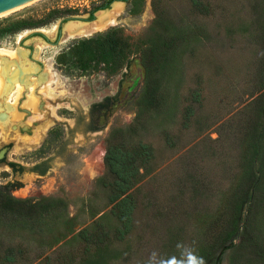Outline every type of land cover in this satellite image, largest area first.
<instances>
[{
    "label": "rangeland",
    "instance_id": "rangeland-1",
    "mask_svg": "<svg viewBox=\"0 0 264 264\" xmlns=\"http://www.w3.org/2000/svg\"><path fill=\"white\" fill-rule=\"evenodd\" d=\"M91 1L26 0L0 20L55 7L85 19ZM120 1L116 20L99 30L94 15L85 33L70 36L58 32V17L0 38V47L20 51L12 72L4 68L5 82L23 81L13 108L0 96V194L30 204L22 215L0 212V264H82L79 230L96 221L114 228L102 162L111 130L147 143L151 156L129 189L132 227L107 264H163L173 249L188 259L214 234L209 224L248 172L264 197V129L252 131L264 90V0H205L209 13L193 11L189 0H133L131 9ZM111 25L127 42L115 71L57 68L55 55L71 39ZM161 41L166 52L148 63L147 48ZM250 216L264 232L260 205ZM243 235L240 228L233 242ZM239 252L216 249L205 264L216 255L219 264H236Z\"/></svg>",
    "mask_w": 264,
    "mask_h": 264
},
{
    "label": "trees",
    "instance_id": "trees-1",
    "mask_svg": "<svg viewBox=\"0 0 264 264\" xmlns=\"http://www.w3.org/2000/svg\"><path fill=\"white\" fill-rule=\"evenodd\" d=\"M111 0H93L85 19H91L93 12L98 8L108 5ZM127 0L128 9H131V2ZM193 11L209 13L210 4L205 0H189ZM74 8H50L43 16L32 18L13 17L0 20V38L5 34L23 28H31L44 25L51 20L61 17L63 20L67 14L75 13ZM127 42L123 39L119 27L111 25L107 28L96 31L89 36H78L71 39L56 55L55 63L57 68L67 72L70 70H86L100 67L107 72L115 71L122 65L127 55ZM167 41L151 45L147 48L149 53L148 63H157L160 56L166 52ZM264 50V34L262 38ZM99 63H102L98 66ZM264 72V68H263ZM264 78V75H263ZM151 102L153 101L152 98ZM254 123L252 131L256 132L260 125L264 129V90L259 92L254 100ZM263 119V121H261ZM52 133V129L48 134ZM120 130H111L106 136L102 162L105 178L103 183L108 188V200L111 202L110 213L116 218L117 224L112 230L107 229L100 221L95 222L93 229L81 228L79 237L83 243L82 264H107L118 256V250L114 242L124 239L132 227V210L134 197L129 189L136 181L138 168L146 165L151 156V148L145 142H128L122 137ZM255 173L248 172L244 182L237 184L226 197L223 203V216L214 218L209 224L215 231L213 235H205L203 242L192 256H183L180 251L173 249L164 257L163 264H205L207 258L214 250L235 245L240 249L236 264H264V232L258 229L250 216L252 206L260 205L264 217V197L259 199L256 196L257 182L259 177ZM16 198L0 194V212L12 215H22L23 211L28 212L30 204L24 208ZM245 209L240 219L242 209ZM264 220V218L262 219ZM240 228H243V237L237 243L233 242ZM179 236H173L170 240L179 243ZM220 253V252H219ZM239 255V256H238ZM214 264H219V255L213 259Z\"/></svg>",
    "mask_w": 264,
    "mask_h": 264
},
{
    "label": "bare ground",
    "instance_id": "bare-ground-1",
    "mask_svg": "<svg viewBox=\"0 0 264 264\" xmlns=\"http://www.w3.org/2000/svg\"><path fill=\"white\" fill-rule=\"evenodd\" d=\"M113 2H112L113 4L111 3L110 5L111 8L108 7V8L98 9L95 11V12L98 11V13L97 15L95 14L96 20L94 21V29L96 30L102 29L116 20L117 15L122 8L123 2L120 0H114ZM22 3L23 2L17 5H14L12 7L3 9L0 11V14L7 12L13 8H16L17 6H20V4ZM53 26L55 27V24ZM87 27H88V21L78 20V19H68L67 21L63 23V32L64 34L68 33L70 36H74V35L85 33L87 30ZM39 29H42V28H39ZM19 57H20V51L18 49H7L4 47H0V96L3 97L5 104L11 108L14 107V104L16 103L17 98L21 95V92H22L21 84L22 83L20 84L17 81L20 78L16 79L17 77H13L12 80H10V78L8 77L9 79L7 83L9 82V84H7L5 82L4 68L6 66H9L7 67V69L9 68V72H12L13 70L12 67L14 63L17 64L16 59H18ZM21 82L23 81L21 80ZM49 85L50 84L47 83L46 87L48 88ZM30 92H32V86L28 88L27 95L30 96ZM3 117L5 118V112H4Z\"/></svg>",
    "mask_w": 264,
    "mask_h": 264
},
{
    "label": "water",
    "instance_id": "water-1",
    "mask_svg": "<svg viewBox=\"0 0 264 264\" xmlns=\"http://www.w3.org/2000/svg\"><path fill=\"white\" fill-rule=\"evenodd\" d=\"M24 1H26V0H0V11L3 10V9H6V8L12 7L14 5H17V4H19L21 2H24ZM113 1L114 0H111L108 3V6L111 5V3ZM103 8H108V7L106 6V7H103ZM103 8H98V9H103ZM98 9H96V10H98ZM95 11L93 12V17L92 18H95L94 17ZM76 17H81V16L72 14V15L66 16L63 20H61V18L58 19V21H57V27H58L57 30H58V32H61V31L63 32V23L65 21H67L68 19H78V20H85V21H88V20L92 19V18L91 19H79V18H76ZM42 36H43V38H46L43 34H42ZM3 115H4V111L0 110V117H3Z\"/></svg>",
    "mask_w": 264,
    "mask_h": 264
}]
</instances>
